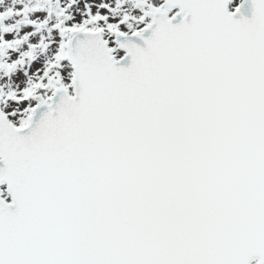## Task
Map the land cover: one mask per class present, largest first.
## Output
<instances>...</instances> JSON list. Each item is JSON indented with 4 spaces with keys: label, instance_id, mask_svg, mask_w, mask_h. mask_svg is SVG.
I'll return each mask as SVG.
<instances>
[{
    "label": "snow or ice",
    "instance_id": "snow-or-ice-1",
    "mask_svg": "<svg viewBox=\"0 0 264 264\" xmlns=\"http://www.w3.org/2000/svg\"><path fill=\"white\" fill-rule=\"evenodd\" d=\"M254 262L264 0L0 8V264Z\"/></svg>",
    "mask_w": 264,
    "mask_h": 264
},
{
    "label": "rangeland",
    "instance_id": "rangeland-1",
    "mask_svg": "<svg viewBox=\"0 0 264 264\" xmlns=\"http://www.w3.org/2000/svg\"><path fill=\"white\" fill-rule=\"evenodd\" d=\"M14 6V0H0V8H9Z\"/></svg>",
    "mask_w": 264,
    "mask_h": 264
},
{
    "label": "water",
    "instance_id": "water-1",
    "mask_svg": "<svg viewBox=\"0 0 264 264\" xmlns=\"http://www.w3.org/2000/svg\"><path fill=\"white\" fill-rule=\"evenodd\" d=\"M249 18H250V14H249ZM254 264H255V262H254Z\"/></svg>",
    "mask_w": 264,
    "mask_h": 264
}]
</instances>
